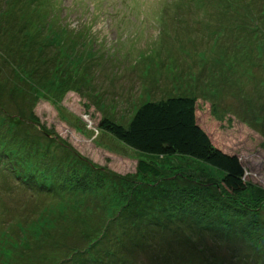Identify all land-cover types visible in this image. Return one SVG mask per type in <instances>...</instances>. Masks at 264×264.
I'll list each match as a JSON object with an SVG mask.
<instances>
[{"label":"rangeland","instance_id":"374dc122","mask_svg":"<svg viewBox=\"0 0 264 264\" xmlns=\"http://www.w3.org/2000/svg\"><path fill=\"white\" fill-rule=\"evenodd\" d=\"M177 95L264 189V0H0V264H264L262 202L99 126Z\"/></svg>","mask_w":264,"mask_h":264},{"label":"trees","instance_id":"16d2710c","mask_svg":"<svg viewBox=\"0 0 264 264\" xmlns=\"http://www.w3.org/2000/svg\"><path fill=\"white\" fill-rule=\"evenodd\" d=\"M198 101V96L188 95L147 101L137 109L127 126L109 118H103L99 126L150 159L138 161L139 174L161 178L163 172L156 161L161 157L179 156L218 171V181L232 197L264 204V189L253 187L246 179V169L239 155L225 151L206 131L198 114ZM211 111L217 117L213 107ZM27 115L34 116L31 112Z\"/></svg>","mask_w":264,"mask_h":264}]
</instances>
